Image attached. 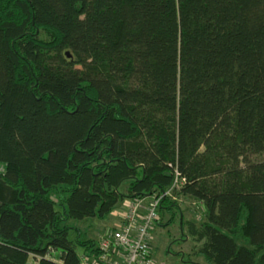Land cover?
Masks as SVG:
<instances>
[{"label":"trees","instance_id":"trees-1","mask_svg":"<svg viewBox=\"0 0 264 264\" xmlns=\"http://www.w3.org/2000/svg\"><path fill=\"white\" fill-rule=\"evenodd\" d=\"M0 166V264L176 180L198 255L264 264V0H0Z\"/></svg>","mask_w":264,"mask_h":264},{"label":"rangeland","instance_id":"rangeland-1","mask_svg":"<svg viewBox=\"0 0 264 264\" xmlns=\"http://www.w3.org/2000/svg\"><path fill=\"white\" fill-rule=\"evenodd\" d=\"M177 190L178 188H171L168 191L170 196H166L174 203L172 208L159 211V222L151 243L155 264H208L203 256L197 254L194 242L188 237V223L201 225L206 219L205 211L197 201L176 195ZM161 196L156 194L154 197ZM149 199L146 198L147 201ZM131 201L133 200L125 202ZM123 205L122 203L115 210L113 218L110 217L106 221L95 220L88 224L87 228L81 225L78 227L85 230L97 245L104 231L120 225L122 219L119 214L126 212ZM169 221L172 223L168 224ZM28 264H36V261L30 258Z\"/></svg>","mask_w":264,"mask_h":264},{"label":"built area","instance_id":"built-area-1","mask_svg":"<svg viewBox=\"0 0 264 264\" xmlns=\"http://www.w3.org/2000/svg\"><path fill=\"white\" fill-rule=\"evenodd\" d=\"M3 172L0 166V174ZM176 176L178 179L179 175ZM179 186L176 180L172 188ZM166 196H170L169 192L148 201L124 202L126 212L120 214V225L100 235L96 253H81V264H155L151 243L159 222L161 201Z\"/></svg>","mask_w":264,"mask_h":264},{"label":"crops","instance_id":"crops-1","mask_svg":"<svg viewBox=\"0 0 264 264\" xmlns=\"http://www.w3.org/2000/svg\"><path fill=\"white\" fill-rule=\"evenodd\" d=\"M114 214H115V212H114V213H112V215H111L110 217H112V218H113V217H114ZM119 215H120V214H119ZM110 217H109V218H110Z\"/></svg>","mask_w":264,"mask_h":264}]
</instances>
